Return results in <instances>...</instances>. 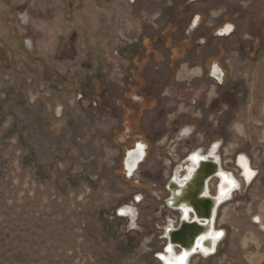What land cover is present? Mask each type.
Masks as SVG:
<instances>
[{
    "label": "rangeland",
    "instance_id": "1",
    "mask_svg": "<svg viewBox=\"0 0 264 264\" xmlns=\"http://www.w3.org/2000/svg\"><path fill=\"white\" fill-rule=\"evenodd\" d=\"M31 1H16L14 12L36 20L38 42L52 43L58 75L47 87L38 84L36 96L46 101L34 107L26 72L18 84L0 64V264H160L155 254L163 247V226L176 218L164 203L166 183L190 151L216 141L225 169L238 175L235 157L244 153L257 174L219 209L216 227L225 235L217 251L190 264H264V228L251 220L256 214L264 220V0H142L129 10L86 3L83 33L67 31V21L78 19L72 6L27 9ZM220 5L236 23L233 37L220 45H229L228 55L239 63L222 86L201 84L198 98L178 63L157 69L140 67L138 59L128 65L124 57H140L134 45H123L121 31L123 43L106 37L115 38V12L136 15L137 36L177 38L193 8ZM99 24L111 26L98 30ZM50 27L53 38L44 36ZM28 31L22 25V34ZM76 68L84 72L79 82L75 75L67 80ZM126 68L133 72L126 75ZM64 91L78 100L60 117L59 105L54 114L52 108ZM185 127L192 133L178 140ZM138 138L147 142V156L127 178L123 154ZM137 195L141 202H134ZM128 203L136 204L135 227L116 214Z\"/></svg>",
    "mask_w": 264,
    "mask_h": 264
},
{
    "label": "crops",
    "instance_id": "2",
    "mask_svg": "<svg viewBox=\"0 0 264 264\" xmlns=\"http://www.w3.org/2000/svg\"><path fill=\"white\" fill-rule=\"evenodd\" d=\"M16 1L19 0H12V2L8 1L9 3H6V0H0V64L3 68H7L8 70H10L14 82L18 84L21 83V71L26 72L25 81L27 82L26 85L28 86L29 90L28 100L30 103L34 104L35 107L36 104H40L43 100H45L43 99V97L39 98L38 96H36L35 88L38 86V84H40V87H47L51 84V82L58 75V73L53 70L54 60L52 43L50 42V44H48L49 48H46L45 42H38L36 20H34L28 12H14V9L19 7V2L17 3ZM141 1L142 0H110L109 2L107 0H39L38 5L36 0H32L27 5V9H36L38 6L48 9L58 7L70 8L72 6L71 8L76 9L78 19L76 20V22L71 21L70 25L69 21H67V31L69 30L68 27L71 26V28L76 27L78 33H83L84 23L80 17L83 15L82 10L85 7L86 3H93L94 6H96L97 8H104L106 6H109L110 9L113 8L117 10L120 8L124 10H129L130 8H133L135 2L139 3ZM154 14L156 16L159 15L158 12ZM135 16L136 15H132V13L128 11H124L123 13L115 12V20L112 24V27H110L111 25L109 24H107V26L104 24L106 26V30L108 27L111 28V33H114L115 38H112L111 36L106 37L110 40L112 39L116 42L120 41L119 43H123L121 42V39L118 38L120 37L122 32L124 36L121 37L125 41H127L126 43H123V45H134L132 47V52H139L138 54L140 55V57H137L136 54L129 57H124V63L126 62L128 65L129 61L131 63H135L136 60L139 59L137 63L140 62L139 64H141V67H143V65H146L150 68L155 66V68L159 69V67L161 68L168 66L169 61L171 59L170 55L173 51H175L174 45L170 43V41L172 40L170 38L171 36H137L139 33H136L133 30V26L136 24ZM26 24H28L29 26V31L26 34H22V25L24 26ZM104 25L99 24L97 26L98 30L105 28ZM120 26L122 27L121 30H119ZM46 31L48 32L44 34V36H50L51 38H53L54 33L52 27H50ZM89 37L92 38V42H103L104 40H106V38L101 36L96 38H94L95 36ZM172 37L175 38V36ZM78 39L83 40L84 36H78ZM41 44H43V48L39 47ZM93 56H96V58L98 57V55ZM98 62L99 61H96L95 63ZM176 62L177 61L173 60V63ZM178 62L181 65V68L179 70L181 74L186 75V77L193 79L195 82H204L208 86L210 85V83L204 77V70H202V68H191L189 65V59L178 60ZM95 63L93 64L94 68L97 67ZM76 69V73L70 69L69 71H67V80H74L76 76V81L79 82V79L83 76L84 72L79 71L78 68ZM57 71L60 70H58L57 68ZM60 73H62V70L60 71ZM192 91L194 92V98H198V96L202 93L201 87L198 86H194V90ZM49 92L50 94L52 93V88H50ZM68 92L66 91V94L63 96L65 99L62 97V102L57 103L55 107L52 108V114H54L55 110L57 112V109L59 108V110L62 111V114L60 115L61 117L63 116V114H65L66 105L75 106L76 100H78V98L73 97V94ZM192 103L196 104V101ZM57 105L59 106L56 109ZM194 115H197L196 112H194ZM129 132L130 126L126 124L124 129V135H126L127 137V133Z\"/></svg>",
    "mask_w": 264,
    "mask_h": 264
},
{
    "label": "flooded vegetation",
    "instance_id": "3",
    "mask_svg": "<svg viewBox=\"0 0 264 264\" xmlns=\"http://www.w3.org/2000/svg\"><path fill=\"white\" fill-rule=\"evenodd\" d=\"M195 1H197V0H190L191 3L195 2ZM235 30H236V23L231 21V19L229 18L228 7H226L224 5H220L218 7H210V8H204V9L201 8L199 10H196V8L195 9L193 8V10L190 12L189 20L187 21L186 26L184 27L183 32L180 34L181 37H177V38H174L172 36L170 37L172 39L170 41V43L172 45H174L175 51H173L170 55L171 59L169 61L168 66H172L176 63L179 64L178 60L189 59L190 67L191 68H195V67L202 68V70H204V77L210 83V85L208 86L204 82H195L193 79H190L191 82L189 83V86L192 87L193 90H194V86L200 87V85L203 83L207 87L222 86L226 80V77L228 74V69L231 67V65L237 66L239 63V59H238V56L236 58H234L233 56L230 57V55H228L230 52L229 45L225 44L223 46L220 44L222 41H226V40H227V42H229V40L233 37L232 35L235 33ZM186 54H188V56H186ZM173 60H175L177 62L173 63ZM235 60H237L236 61L237 64H236ZM179 66L180 67L178 70H180V68H181L180 64H179ZM127 67H129V66H127ZM140 67H138V68H140ZM131 69L132 68H126L125 69L126 75H128V71L133 72ZM186 128H188V129L186 130ZM184 130H186L185 134H184V135H186V137L190 133H192L190 127H185L183 129H181L180 132L184 131ZM220 144L221 143L219 141L218 142L217 141L211 142L205 150H203L201 148L200 153L202 155H207L209 150L214 148V149H216L214 151V153L217 154V150L220 151V147H219ZM137 147L142 148L144 150L145 155L143 157V160L137 164L136 169L134 171H130L131 172L130 173L124 169L123 159H124L125 153L123 154L122 168H123V172H124L125 177L127 174V176L129 178H131L136 173L140 164L142 162H144V160L147 156L148 144L145 141H143L142 139H136L133 142L132 147L126 148L125 151L130 150V149H134V148L136 149ZM195 150L196 149H194L190 152L192 153ZM210 157H212V156H210ZM219 158H221V156H219ZM235 159H236V157H235ZM220 160H221L220 163H221L222 168L225 169L223 166L222 158ZM185 165L183 164V166H185ZM236 172L238 174L236 176L242 180V177L239 175L240 169L238 167H236ZM182 174H183V172H181V175ZM213 179H215V178H212L210 180V185H211V181ZM215 181L217 182L218 180L215 179ZM210 192H211V190H210ZM214 193H215V191L211 194H214ZM168 196H169V194H168ZM138 199H139L138 202H141V196L138 195ZM134 202H136V201H134ZM224 204L225 203L220 204L216 210L215 228L217 230L221 229V228L216 227L218 211ZM125 205H130L135 210V218L133 221H130V219L128 217H124V218H126L127 221H130L131 227H135L136 218L138 215V211H137V208L135 206L136 204L135 203H128ZM175 211H176V219H177L176 224L174 223L172 218H168V220L166 222V224L169 222L170 226H173V227H176L178 225L179 218H180V212L177 210H175ZM164 228L165 227L163 226L162 233L164 232ZM166 244H167L166 240L164 239L163 247ZM163 247H162V249H163ZM162 249L158 252L161 253L160 255H162L163 258L169 259V260L173 259V256H178V254L180 252L175 247L173 248V254H170L169 252H164V251H162ZM216 250H217V248H216ZM194 256H198V257H201L203 259H206L205 257L200 256L199 254H194L189 258L188 264H190V262ZM159 263L162 264V262H160V261H159Z\"/></svg>",
    "mask_w": 264,
    "mask_h": 264
},
{
    "label": "water",
    "instance_id": "4",
    "mask_svg": "<svg viewBox=\"0 0 264 264\" xmlns=\"http://www.w3.org/2000/svg\"><path fill=\"white\" fill-rule=\"evenodd\" d=\"M134 149L125 151L123 159L124 168H126L125 165L128 152ZM199 149H201V147L196 148L195 152ZM195 152H189L181 163L175 165L166 183L169 196L164 200L167 207L179 210L181 216L176 227L170 226L169 222L164 226V232L161 237L166 240L167 244L163 247L162 251L167 252V249L170 247H175L180 251L178 256L184 255L186 258L193 254L209 257L216 252L215 240L221 236L220 232L224 230L222 228L219 229L217 231L218 234L214 237L210 235L214 224L216 209L218 205L223 202L227 193L236 187L235 183L228 179L227 175L229 172L227 169L223 170L220 161L210 156L209 158L197 156V160L194 159L195 162L197 161L196 168L190 172L188 178L184 179L182 183H179L175 178L177 168L190 161L191 155ZM135 169L136 166L132 171ZM126 177L129 178L127 174ZM211 178L218 180L216 192L214 194H209L207 191V183ZM134 200L136 202L139 201L138 195L134 197ZM120 208L116 210L118 216L121 215ZM188 213L191 214L190 220L187 218ZM199 239H201V241L199 242L200 244L197 245ZM160 254L161 253L156 252L155 257L162 262V264H168L163 262Z\"/></svg>",
    "mask_w": 264,
    "mask_h": 264
},
{
    "label": "bare ground",
    "instance_id": "5",
    "mask_svg": "<svg viewBox=\"0 0 264 264\" xmlns=\"http://www.w3.org/2000/svg\"><path fill=\"white\" fill-rule=\"evenodd\" d=\"M262 110L264 111V103L262 105ZM187 129L188 128H186V130ZM186 130L179 132V134L177 133L178 134L177 135L178 136V140L186 138V135H184ZM215 150L216 149H214V148L210 149L209 152L207 153V155H202L200 153V149L198 151H196V152L194 151L195 153L193 155H191L190 161L186 162L185 166H183V164H182L181 166H179L177 168L176 174H175V178L177 179V181L179 183H182L184 179L188 178L190 172L193 171L196 168V166H197V163H196L197 161L195 162V160H194V159L197 160V156H201L202 158H208L209 156H212L213 159H216V160L218 159L219 161H221L220 160L221 158H219V156H220L219 150H217V154L214 153ZM144 155H145V153H144V150L142 148H138L137 147L135 150L129 151L128 152V158L126 160V165H125L126 168H124V169L127 170L128 172L132 171L133 168L135 166H137V164L143 160ZM139 159H141V160H139ZM235 163L237 164L236 167H238L240 169V174L239 175L242 177V180L239 179L234 172L227 170L229 172L228 175H227L228 179L231 180L232 182H234L236 187H235V189H233V190H231L230 192L227 193V195L224 197L223 202L221 204L232 200V198L234 197V195H235V193L237 191L242 192V188L244 186H247L252 181V178L254 176L256 177L257 171L252 167L250 158L246 154H242V153L239 154V156L235 159ZM220 165H221V163H220ZM221 168H222V166H221ZM181 172H183L182 175H181ZM210 180L207 183V191H208L209 194H211V192H210ZM217 183H218V181L215 184V188H214L215 192H216ZM173 210H175V209H173ZM177 211H179V210H177ZM120 214H121L120 216H122V217H128L130 219V221H133L134 218H135V210L130 205H123L120 208ZM180 216H181V212H180ZM187 218L189 220L191 219V214L190 213H188V217ZM215 220H216V214H215L214 224H213V227L211 229V234H210L212 237H214V236H216L218 234L217 233L218 230L215 228ZM251 220H252V222L254 224H256L258 226V228H261V229L264 228V220H263V216L261 214L252 215L251 216ZM263 231H264V229H263ZM220 233H221V236H219L215 240V251H217L216 248H217L218 243L220 241H222L223 238H224L225 230H222ZM201 239H199L197 241V245L200 244L199 242L201 241ZM173 248L174 247H172V248L170 247L169 249H167V252H169L170 254H173ZM191 256H189L188 258H186L184 255H182V256H173V259L169 260V259L163 258V256L160 255V257L163 259V262H166L168 264H188V260H189V258ZM205 258H207V257H205Z\"/></svg>",
    "mask_w": 264,
    "mask_h": 264
},
{
    "label": "built area",
    "instance_id": "6",
    "mask_svg": "<svg viewBox=\"0 0 264 264\" xmlns=\"http://www.w3.org/2000/svg\"><path fill=\"white\" fill-rule=\"evenodd\" d=\"M114 54H116V52H114ZM176 220H177L176 218L173 220L175 224H176Z\"/></svg>",
    "mask_w": 264,
    "mask_h": 264
}]
</instances>
